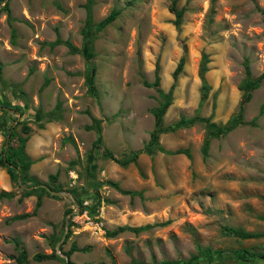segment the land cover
Returning a JSON list of instances; mask_svg holds the SVG:
<instances>
[{
  "label": "rangeland",
  "instance_id": "374dc122",
  "mask_svg": "<svg viewBox=\"0 0 264 264\" xmlns=\"http://www.w3.org/2000/svg\"><path fill=\"white\" fill-rule=\"evenodd\" d=\"M4 4L11 20L0 11V156L11 125L42 149L33 158L27 154L43 175L28 184L35 189L56 172L54 183L69 193L55 197L35 189L23 196L18 180L11 182L0 166V193L11 194L0 196V264H19L15 240L26 249L28 264H63L60 255L41 261L33 255L51 254L62 244L72 196L88 200L104 223L98 232L85 221L68 228L61 251L75 244L70 260L76 264H163L220 251L239 257L207 264H255L250 256L264 261V80L246 104L243 123L214 135L238 110L245 64L252 78L264 72V0H176L179 30L171 0H3L0 7ZM114 11L116 18L95 31ZM56 39L74 49L50 44ZM180 58L182 70L174 80ZM90 62L96 97L89 91ZM156 75L164 91L175 82L162 119L166 131L149 151L122 166L105 157L104 148L122 159L148 141L159 97L143 81ZM204 81L208 88L199 106ZM98 135L101 146L89 175L86 163ZM177 149L186 152L171 153ZM25 213L32 214L13 218ZM127 223L154 226L107 237ZM223 226L256 236L226 234Z\"/></svg>",
  "mask_w": 264,
  "mask_h": 264
},
{
  "label": "trees",
  "instance_id": "16d2710c",
  "mask_svg": "<svg viewBox=\"0 0 264 264\" xmlns=\"http://www.w3.org/2000/svg\"><path fill=\"white\" fill-rule=\"evenodd\" d=\"M3 0H0V3ZM175 3L176 0H171V6H170V11L174 12L175 14V20H174V25L175 27L179 30L180 29V23H181V16L182 13L181 11H176L175 10ZM1 8V7H0ZM88 13H87V22L90 21V17H91V12H90V7L87 8ZM0 11H4L7 14V19L11 20V12L9 7L7 6V4H4L2 6V8L0 9ZM118 12H112L110 13L104 20H102L101 22L97 23L94 27L95 31H99L101 29H103L106 25H108L110 22H112V20H114L117 16ZM10 33H11V37L14 38L15 36V28L11 27L10 28ZM59 43H65L66 45H68L69 47L73 48L71 43H69L68 41H61L60 39H56L53 42H51L50 44H59ZM93 53L91 51H88L87 55H86V59L89 60L91 59ZM183 58H180L175 70L172 73V76L174 78V80L176 79L177 75L181 72L182 70V66H183ZM92 72L90 74V80H89V91L92 94V96L96 97L97 96V91L95 88V84L93 82V70L94 67L91 64V62L89 63V65ZM1 69V66H0ZM206 61L203 59L201 61V67H200V71L203 73L206 71ZM264 80V72H262L259 76H257L256 78H252L250 76V68H249V64H245V78L244 81L241 83L240 85V89H242V96L240 98L239 101V105H238V110L237 112L227 121L225 122L223 125L218 126L216 131L214 132V135L216 137L220 136V135H224L226 133H228L230 130H232L233 128H235L236 126L240 125L241 123H243L244 121V112H245V107L246 104L251 100L252 97V92L253 90H255L256 88L259 87L260 82ZM144 85L147 87H155L156 92L158 94V102L156 107H154L151 111L152 114L154 116V128L153 130L150 132L149 134V139L148 141L144 144L143 148L141 150H136L133 151L132 156L130 157H126V158H122V159H118L117 156L108 148H104V155L105 157L115 160L117 161L120 165L124 166L127 165L131 162H134L136 160V158L138 157V155L143 152V151H149L150 147L155 144L156 140H157V136L161 133H164L166 131V127L164 126L163 123V115L166 112V109L168 108V106L171 104L172 101V91L174 88V81L172 83V85L170 86V88L167 91H164L160 86H159V77L158 75H156L154 81L152 82H148V81H143ZM208 86L207 83L204 81L202 88H201V96H200V100H199V106L202 105L205 97H206V90H207ZM12 107H14V109L17 111H20L21 113H23V110L20 108L19 104H13ZM10 108V106L8 107ZM263 106L261 107V111L263 110ZM22 110V111H21ZM92 120L94 123H96L98 125V121L97 119H95L94 117H92ZM203 120V119H201ZM96 125V126H97ZM87 129H92V125H88L86 126ZM26 130V129H25ZM7 137H8V141H7V148H5L4 150V155L0 156V166H5L6 170L8 172V174L10 175L11 179L14 181L18 180V175H21V181L22 184L19 185L17 184V186L19 188H21V186H29L27 181H34V178L31 176H28L27 174V170L30 166V159L28 158V156L25 153L24 147H25V143L27 140V136L26 137H21L20 135H18L16 133V131H14V128L9 125L5 131ZM208 144H209V138H206L203 142L202 145V150L204 153L207 152L208 149ZM101 146V139L99 137V135L96 137V139L92 142V154L90 156V164L91 166L87 165V174L91 175V171L93 169V162L95 161V155L96 152L95 150L98 149ZM186 151L183 149H177L174 151H171L172 154H179V153H185ZM170 153V152H169ZM72 166V165H71ZM48 180L50 181L48 183V185L55 189V190H59L60 188L56 185V183H54L55 181H57V173L56 174H50L48 176ZM112 183V182H111ZM24 184V185H23ZM40 192H45L44 188L38 187L35 188ZM35 189H27L26 187H24V189H22V195L23 196H27L33 193V191ZM72 192L74 193L75 190H72ZM125 193H130V191H124ZM11 195L10 193L7 192H2L0 193V196H9ZM76 195V194H75ZM40 198H41V193H39L37 195V200L35 203V209H37V207L40 206ZM74 199L76 200V203L79 205L80 207V212L83 209V205H82V199L79 197H75ZM35 209L33 210V212L35 211ZM72 210L70 208H67L65 210V213H69ZM32 212V213H33ZM32 213H25V214H20V215H16L13 218L14 219H22L25 218L29 215H31ZM69 226L72 224L71 222H68ZM162 224V223H160ZM159 225V224H158ZM151 226L154 225H144V226H139V227H131L128 225H123V226H118L115 229H113L110 232H107V236L108 237H113L115 236L117 233L123 232L125 230H130L133 232H139L141 230L150 228ZM223 232H225L226 234H231L234 236H238L241 238H249V237H254L256 236V234L254 233H250L244 230H240V229H236L233 227H227V226H223L222 227ZM69 232H67L65 239L63 241V243L66 242L68 236H69ZM15 243V247L19 250L18 254L15 256V261L19 264H28L27 262V253L25 248H23L20 244V242L18 240L14 241ZM75 250H77V247L75 244H72L71 247L69 248V250H67L65 252V254L70 257V255L72 254V252H74ZM239 254L237 253H226L224 251H220V252H216V253H212L209 255H205L204 257H196V258H192L191 260H179V261H174V262H165L163 264H207L209 262H214L216 260L228 257V258H238ZM52 256H57L54 252H52L51 254H42V253H36L33 255V259L36 261H41L43 259H50L52 258ZM250 260H252L255 264H264V261L258 259L255 256H250L249 257ZM63 264H75L73 261H71L70 259H68L67 261H65Z\"/></svg>",
  "mask_w": 264,
  "mask_h": 264
},
{
  "label": "clouds",
  "instance_id": "9594fccd",
  "mask_svg": "<svg viewBox=\"0 0 264 264\" xmlns=\"http://www.w3.org/2000/svg\"><path fill=\"white\" fill-rule=\"evenodd\" d=\"M23 96V95H22ZM157 102H158V100H157ZM170 106V105H169ZM168 106V107H169ZM167 110V109H166ZM165 114V113H164ZM153 115V114H152ZM164 116V115H163ZM163 119V118H162ZM27 140H28V138H27ZM27 140H26V142H27ZM25 145H26V143H25ZM92 148V147H91ZM95 152H96V154H97V149L95 150ZM104 153V152H103ZM27 155V154H26ZM95 157H96V155H95ZM87 165L89 164V166H91V164H90V161H88V163H86ZM31 165V164H30ZM93 166L95 167L96 166V164H95V161L93 162ZM93 167V168H94ZM29 169V168H28ZM72 172H74V171H72ZM28 173V172H27ZM54 174H56V173H54ZM9 175V174H8ZM50 174H48V176H49ZM48 176H47V179H48ZM32 177V176H31ZM21 175H19L18 176V184L19 185H21L22 184V181H21ZM34 178V177H33ZM9 179H10V181L12 182L13 180L11 179V177H10V175H9ZM42 184H44V185H46L47 187H49V188H51L49 185H48V183L46 182V183H36L35 185L36 186H38V187H41V188H44L43 186H41ZM24 185V184H23ZM24 187H26L27 189H33L32 188V186L31 185H29V186H21V189H24ZM38 187H35V188H38ZM45 189V188H44ZM52 190H54V191H63V192H65L64 194H62V195H66L67 193H69V192H67L66 190L64 191V190H61V189H59V190H55V189H53V188H51ZM45 191L47 192L46 194H49V195H54V194H51V193H49L46 189H45ZM33 195V193L32 194H30V195H27V196H32ZM61 195H55V197H60ZM36 198V200H37V196H35ZM41 200H42V197L40 198V205H41ZM72 202H71V204H72V207H69L72 211L71 212H69V213H65V211H64V213L66 214L65 215V218H64V221H65V226H66V231H65V234L63 233V235H62V238H61V240H60V242L62 241V244H64L63 243V241H64V239H65V236H66V234H67V232H68V228L71 226V225H73L75 222H80V221H85V222H87V225L89 226V227H91L92 229H94L95 231H97L98 232V230L100 231V229L103 227V221H102V218H101V216L100 215H93L92 214V211H91V208L89 207L90 206V203H89V201L88 200H83L82 201V205H83V209H82V211L80 212V207H79V205L76 203V200L74 199V197L72 196V200H71ZM35 203H36V201H35ZM66 210V209H65ZM98 208H97V213H98ZM71 219V220H70ZM102 222L103 224L101 225V226H98V225H95L96 223H98V222ZM68 222H71L72 224L69 226V224H68ZM66 223H67V225H66ZM124 225H127V224H124ZM120 226H123V225H120ZM128 226H131V227H139V226H133V225H129L128 224ZM141 226H144V225H141ZM125 231H130V230H125ZM124 232V231H123ZM133 232V231H132ZM140 232V231H139ZM135 233V232H134ZM136 233H138V232H136ZM106 235H107V233H106ZM108 237V236H107ZM108 238H112V237H108ZM62 244H60V245H56L55 247H54V253L58 256V255H60V256H63L64 257V255L66 256V258L64 257V260L65 261H67L68 259H70V257H68L66 254H65V252L66 251H61V246H62ZM26 250V249H25ZM75 251H77V250H75ZM73 253V252H72ZM36 254V253H35ZM71 256V255H70ZM59 257V256H58ZM44 260V259H43ZM36 261V260H35ZM64 261V262H65ZM76 264V263H75Z\"/></svg>",
  "mask_w": 264,
  "mask_h": 264
},
{
  "label": "crops",
  "instance_id": "0c3cea01",
  "mask_svg": "<svg viewBox=\"0 0 264 264\" xmlns=\"http://www.w3.org/2000/svg\"><path fill=\"white\" fill-rule=\"evenodd\" d=\"M29 141V144H27V142ZM30 141H31V139H29L28 138V140H27V142H26V145H25V147H24V150H25V153L26 154H28V155H30L32 158H33V156H34V154L35 153H37V152H39L40 150H42L41 149V146H39V145H37L36 143H30ZM34 142V141H33ZM34 144V145H33ZM39 150V151H38ZM88 161H91V159L89 158V160ZM36 163V161H33V163L31 164V166H30V169H29V173H30V175H32V177L34 176V177H36V178H38V179H41L42 177H43V175H42V172L40 173V172H38V173H36V170H38V169H36V165H35V163ZM88 163V162H87ZM89 166V165H88ZM56 173V172H55ZM60 173H62V171L60 172ZM51 174V173H50ZM59 175V174H58ZM48 176V174H46L45 175V177H47ZM91 183V182H90ZM127 224H131V223H127ZM131 225H134V224H131Z\"/></svg>",
  "mask_w": 264,
  "mask_h": 264
},
{
  "label": "water",
  "instance_id": "95a60500",
  "mask_svg": "<svg viewBox=\"0 0 264 264\" xmlns=\"http://www.w3.org/2000/svg\"><path fill=\"white\" fill-rule=\"evenodd\" d=\"M21 98H22V99H25L24 96H21ZM41 186H43V187H44L49 193L54 194V195H62V194L65 193V192H63V191H54V190H52L51 188L47 187V186L44 185V184H42ZM66 225H67V223H66ZM64 234H65V232H64ZM63 236H64V235H63ZM64 257L66 258L65 255H64Z\"/></svg>",
  "mask_w": 264,
  "mask_h": 264
},
{
  "label": "built area",
  "instance_id": "2783aa9c",
  "mask_svg": "<svg viewBox=\"0 0 264 264\" xmlns=\"http://www.w3.org/2000/svg\"><path fill=\"white\" fill-rule=\"evenodd\" d=\"M103 223L100 221L98 223H96L95 225L101 226Z\"/></svg>",
  "mask_w": 264,
  "mask_h": 264
}]
</instances>
